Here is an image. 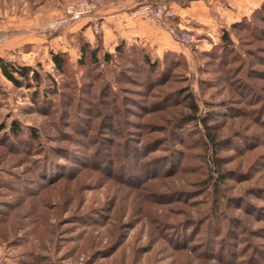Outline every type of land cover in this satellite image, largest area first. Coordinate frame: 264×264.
<instances>
[{
	"label": "rangeland",
	"instance_id": "1",
	"mask_svg": "<svg viewBox=\"0 0 264 264\" xmlns=\"http://www.w3.org/2000/svg\"><path fill=\"white\" fill-rule=\"evenodd\" d=\"M72 1L0 0V57L37 71L0 67V264H264V0L41 32ZM146 1L194 38L106 42Z\"/></svg>",
	"mask_w": 264,
	"mask_h": 264
},
{
	"label": "built area",
	"instance_id": "2",
	"mask_svg": "<svg viewBox=\"0 0 264 264\" xmlns=\"http://www.w3.org/2000/svg\"><path fill=\"white\" fill-rule=\"evenodd\" d=\"M98 6L93 0H74L65 6L64 11L47 19L40 27L41 32H53L63 27L73 25L75 22L85 18L94 17ZM130 17H142L151 24L164 28L178 42H188L194 38L191 31L177 27L174 20L178 16L176 7L163 1H146L130 7L128 10ZM101 27V22H100ZM8 34L0 31V46L8 40Z\"/></svg>",
	"mask_w": 264,
	"mask_h": 264
},
{
	"label": "crops",
	"instance_id": "3",
	"mask_svg": "<svg viewBox=\"0 0 264 264\" xmlns=\"http://www.w3.org/2000/svg\"><path fill=\"white\" fill-rule=\"evenodd\" d=\"M206 6V2L205 0H194V4L190 7H188V9H192V8H199V9H204V7ZM194 10V9H192ZM188 11V12H193V11ZM103 12V17L104 19L101 20V28L104 30L105 32V38L107 40H105L106 42L110 41V36H112L113 34V28L115 27V30L118 32L119 36L122 35L121 38H124L126 36L130 37V38H134V39H142V38H147V39H151L154 42H156V40L158 39V41H160L158 37H160L159 35H161L162 38H166V33H165V29L164 28H160L158 26H155L153 24H151L148 20L142 18V17H130L128 15V11H125L124 8H109L107 10L102 11ZM179 15V13H178ZM178 17V16H177ZM176 17V18H177ZM91 18V17H85L77 22H75L73 25H71V27L73 29H80L85 27V20ZM176 18L174 20V22L176 23ZM112 22L113 25L111 24ZM183 25V22L180 24ZM7 25H1L0 29H7L8 27H6ZM89 27V26H88ZM91 27V26H90ZM107 36H109L107 38ZM18 37H16L15 40H17ZM115 38V37H113ZM34 39H38L37 37H34ZM9 40L12 42L13 39L12 37L9 38ZM18 41V40H17ZM9 42V41H8ZM162 42V41H161Z\"/></svg>",
	"mask_w": 264,
	"mask_h": 264
},
{
	"label": "trees",
	"instance_id": "4",
	"mask_svg": "<svg viewBox=\"0 0 264 264\" xmlns=\"http://www.w3.org/2000/svg\"><path fill=\"white\" fill-rule=\"evenodd\" d=\"M262 15L264 16V4L262 5ZM124 46H125L124 43L121 41L120 43L116 44V50L121 52ZM80 49L82 54V56H80V59L82 61L86 60L83 59L84 53H88L86 56H90L91 58L93 57V60H97V56L99 54L98 48H91L88 50L85 44H81ZM51 55L56 67L59 70L64 71V65L66 63L65 53L54 52ZM111 55L112 53H110L108 50L107 51L104 50L102 52V57L104 58L105 61H108ZM144 58L146 60L148 59L150 64L157 67V62H153L148 55L144 56ZM0 67L3 73L6 75V77H8L17 86L22 85L25 80L29 82L30 79L37 77V71L31 65H21V64L12 63L5 60L3 57H0ZM20 77L23 79H20Z\"/></svg>",
	"mask_w": 264,
	"mask_h": 264
}]
</instances>
